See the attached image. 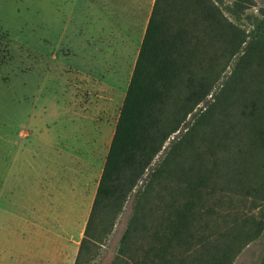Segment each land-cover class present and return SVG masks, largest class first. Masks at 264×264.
<instances>
[{
	"label": "trees",
	"instance_id": "trees-1",
	"mask_svg": "<svg viewBox=\"0 0 264 264\" xmlns=\"http://www.w3.org/2000/svg\"><path fill=\"white\" fill-rule=\"evenodd\" d=\"M256 7L156 0L74 264H91L133 193L112 264H234L264 234Z\"/></svg>",
	"mask_w": 264,
	"mask_h": 264
},
{
	"label": "rangeland",
	"instance_id": "rangeland-1",
	"mask_svg": "<svg viewBox=\"0 0 264 264\" xmlns=\"http://www.w3.org/2000/svg\"><path fill=\"white\" fill-rule=\"evenodd\" d=\"M224 1L230 3L232 0ZM255 1L257 7L254 10L264 6V0ZM36 2L0 0V264H54L57 248L65 241L73 246L68 242L69 237H78L82 226L79 216L77 223L67 227L53 222L52 218L50 223H42L40 219L46 210L51 215L64 211L60 206L55 207L57 202L48 201L50 195L47 194L50 185L45 173L56 169L54 131L80 119L72 118L67 111L69 92L64 88L67 75L62 76L59 61L65 47L58 51L59 60L54 61L50 55L55 46H22L26 40L38 42ZM25 22H28L26 26ZM27 49L31 53L28 58L25 56ZM36 51L45 54L49 69L37 61ZM26 79L28 84H25ZM120 104L121 100L116 98L108 120H105L110 136ZM16 139L19 144L14 142ZM86 141L75 137L69 146H87L88 153L81 157L85 156L98 167L105 155V145L98 142V150L93 152L91 146L95 149V144L84 145ZM164 154L165 149L155 162ZM77 180V186L81 187L82 179L78 177ZM134 194L125 203L110 235L97 245L96 257L91 264H112L132 211ZM44 229L51 235H45ZM263 256L264 234L247 245L234 264H259Z\"/></svg>",
	"mask_w": 264,
	"mask_h": 264
},
{
	"label": "crops",
	"instance_id": "crops-1",
	"mask_svg": "<svg viewBox=\"0 0 264 264\" xmlns=\"http://www.w3.org/2000/svg\"><path fill=\"white\" fill-rule=\"evenodd\" d=\"M155 2L156 0L36 2L38 42L34 44V41L26 40L22 46H55L57 50L50 55L54 61L59 60L58 51L65 47L64 56L59 61L62 63V76L67 75L64 81V88L69 92L67 111L72 118L80 119L77 123L72 120L70 125L61 126L54 131L56 169L45 173L50 185L48 201L57 202L55 207L60 206L64 211L51 215L46 210L40 217L42 223H50L52 218L53 222L67 227L77 223L78 216L82 219L78 237H69L68 242L73 246L65 241L57 248L54 264H74L76 261L109 152L110 138L112 141L119 116L111 136L109 124L105 120H108L116 98L121 100V107L123 105ZM27 23L25 22V26ZM36 53L39 55L37 61L49 69L45 54L42 51ZM30 55L27 49L25 56L28 58ZM26 82L27 79L25 84ZM23 135L22 132L21 136ZM75 137L86 139L84 145L95 144V149L91 146L93 152H97L98 142L103 143L105 155L102 164L97 167L93 161L85 156L81 157L83 153H88L87 146L71 148L69 143ZM14 142L19 144L17 139ZM78 177L83 181L81 187L77 186ZM43 233L51 235L48 229H44Z\"/></svg>",
	"mask_w": 264,
	"mask_h": 264
}]
</instances>
